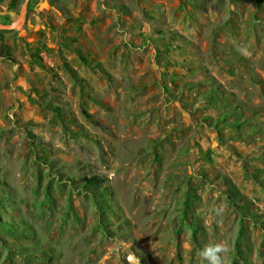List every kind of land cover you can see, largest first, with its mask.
Here are the masks:
<instances>
[{
  "label": "rangeland",
  "instance_id": "obj_1",
  "mask_svg": "<svg viewBox=\"0 0 264 264\" xmlns=\"http://www.w3.org/2000/svg\"><path fill=\"white\" fill-rule=\"evenodd\" d=\"M218 242L264 264V0H30L0 30V264Z\"/></svg>",
  "mask_w": 264,
  "mask_h": 264
},
{
  "label": "clouds",
  "instance_id": "obj_2",
  "mask_svg": "<svg viewBox=\"0 0 264 264\" xmlns=\"http://www.w3.org/2000/svg\"><path fill=\"white\" fill-rule=\"evenodd\" d=\"M184 247L188 248V245L185 244ZM229 251V247L224 242L206 244L198 253L199 264H228Z\"/></svg>",
  "mask_w": 264,
  "mask_h": 264
},
{
  "label": "trees",
  "instance_id": "obj_3",
  "mask_svg": "<svg viewBox=\"0 0 264 264\" xmlns=\"http://www.w3.org/2000/svg\"><path fill=\"white\" fill-rule=\"evenodd\" d=\"M17 0H13L12 1V8L15 10L16 8V3ZM1 51H2V54L4 56V58L10 62H13V57L10 53H8L6 51V49L2 46L1 47ZM58 111V114L60 116H63L64 115V111L63 109H56ZM85 181V188L86 189H91L93 190L95 193H98L102 196H104V194L107 192L106 190H101V187L103 186V184L105 183V179H103L102 177L96 175V176H92L90 178L86 177L84 179Z\"/></svg>",
  "mask_w": 264,
  "mask_h": 264
},
{
  "label": "water",
  "instance_id": "obj_4",
  "mask_svg": "<svg viewBox=\"0 0 264 264\" xmlns=\"http://www.w3.org/2000/svg\"><path fill=\"white\" fill-rule=\"evenodd\" d=\"M29 3H30V0L25 1L23 8H22V11H21V14H20L19 18L14 23L6 24V23H3L2 21H0V30H17V29H19L21 27V25L27 19Z\"/></svg>",
  "mask_w": 264,
  "mask_h": 264
}]
</instances>
